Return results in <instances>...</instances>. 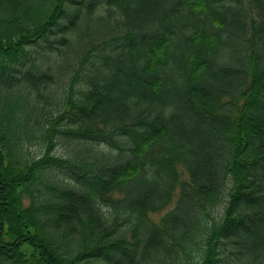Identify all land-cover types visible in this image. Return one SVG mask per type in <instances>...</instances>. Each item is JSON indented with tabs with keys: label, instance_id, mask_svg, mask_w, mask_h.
Wrapping results in <instances>:
<instances>
[{
	"label": "trees",
	"instance_id": "1",
	"mask_svg": "<svg viewBox=\"0 0 264 264\" xmlns=\"http://www.w3.org/2000/svg\"><path fill=\"white\" fill-rule=\"evenodd\" d=\"M0 264H264V0H0Z\"/></svg>",
	"mask_w": 264,
	"mask_h": 264
},
{
	"label": "rangeland",
	"instance_id": "2",
	"mask_svg": "<svg viewBox=\"0 0 264 264\" xmlns=\"http://www.w3.org/2000/svg\"><path fill=\"white\" fill-rule=\"evenodd\" d=\"M58 148H59V147H57L56 150H57ZM64 149H65V148L60 147V148L58 149V151H59V152H62V151H64ZM30 151H31L32 154H37L39 151H41V146H40V145H34V146H31ZM183 174H184L185 176H187V173H186L185 171H183ZM25 201H26V203L29 202V200H28L27 198L25 199ZM167 210H168V209H166V210H164V211H162V212H159V213H155V214L152 215V217L154 218V220L159 221V220L161 219L162 215H163Z\"/></svg>",
	"mask_w": 264,
	"mask_h": 264
}]
</instances>
